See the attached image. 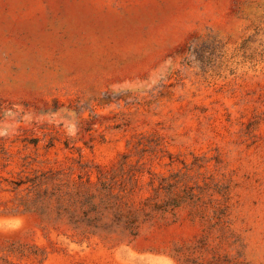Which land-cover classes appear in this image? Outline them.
I'll return each mask as SVG.
<instances>
[{"label": "rangeland", "instance_id": "1", "mask_svg": "<svg viewBox=\"0 0 264 264\" xmlns=\"http://www.w3.org/2000/svg\"><path fill=\"white\" fill-rule=\"evenodd\" d=\"M0 264H264V0H0Z\"/></svg>", "mask_w": 264, "mask_h": 264}]
</instances>
